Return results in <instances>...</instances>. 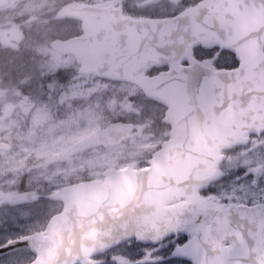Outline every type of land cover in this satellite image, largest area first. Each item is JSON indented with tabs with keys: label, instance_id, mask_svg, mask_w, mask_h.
Returning <instances> with one entry per match:
<instances>
[{
	"label": "water",
	"instance_id": "water-1",
	"mask_svg": "<svg viewBox=\"0 0 264 264\" xmlns=\"http://www.w3.org/2000/svg\"><path fill=\"white\" fill-rule=\"evenodd\" d=\"M14 1L0 0V6ZM210 2L223 6L216 10L215 23L220 31L211 34V40L237 49L247 65L243 82H250L251 87L245 88L242 82L240 88L229 90V96L235 92L239 99H230L217 108L199 109L184 102L177 90L158 87L168 73L144 75L153 63L163 65L180 55L183 34L176 21L126 17L121 15L120 8L110 6L70 3L62 9L70 16L82 18L93 31L59 42L60 46L77 54L83 71L95 70L102 76L132 80L149 95L165 101L173 135L154 153L148 168L111 172L102 185H71V202L67 201L64 212L51 220L49 234L28 237L38 246L37 264H73L101 251L117 238L116 222L131 205L146 200L164 204L171 194L170 178L178 184L198 172L215 171L213 166L222 157L220 150L243 142L246 133L264 123V0ZM197 14V10L189 13L200 31L201 26L195 23ZM132 128L130 123L112 122L84 140L71 154L94 144L119 143L131 136ZM2 147L4 143L0 144ZM8 196L0 195V200ZM22 196L9 197L18 202ZM64 197L69 199V192Z\"/></svg>",
	"mask_w": 264,
	"mask_h": 264
},
{
	"label": "snow or ice",
	"instance_id": "snow-or-ice-1",
	"mask_svg": "<svg viewBox=\"0 0 264 264\" xmlns=\"http://www.w3.org/2000/svg\"><path fill=\"white\" fill-rule=\"evenodd\" d=\"M157 7L183 34L180 55L150 69L169 74L158 87L177 90L198 109L239 99L229 90L241 87L247 65L236 48L211 40L220 31L216 10L223 6L210 0H164ZM192 10H197L200 31L189 15ZM243 86L251 87L250 82ZM235 147L215 171L198 172L178 184L170 178L164 204L131 205L116 222L117 238L94 253L96 264H264V123ZM39 212L14 200L0 205V264H37L38 257L29 252L38 246L21 225Z\"/></svg>",
	"mask_w": 264,
	"mask_h": 264
},
{
	"label": "rangeland",
	"instance_id": "rangeland-1",
	"mask_svg": "<svg viewBox=\"0 0 264 264\" xmlns=\"http://www.w3.org/2000/svg\"><path fill=\"white\" fill-rule=\"evenodd\" d=\"M71 1L76 0H24L0 8V141L13 145L11 150L0 152V167L8 168L2 174H11L12 180L19 177V173L29 171V157H35L37 162L72 150L120 114L135 118L137 113H149V102L140 98L134 85L83 73L74 67L72 58L66 57V66L71 62V79L49 83L53 89H58L51 93L52 107L29 110V104H34L32 99L20 101L17 94L38 90L42 77L59 69V57L50 42L66 28L71 31L79 28L75 21L57 18L60 7ZM85 1L98 3L97 0ZM171 2L175 4L180 0ZM163 3L164 0H127L125 9H131L140 17L154 16L159 14L157 6ZM42 54L45 55L41 57ZM7 108L10 112L5 116ZM45 112L51 113L52 119ZM141 121L136 137L130 142L74 156L71 159V180L81 178L82 173L91 167L117 161L136 164L148 158L168 133L165 131V135H160L143 124H150V121ZM235 151L236 147L231 148L223 162H227L229 154ZM39 175L43 174L40 172Z\"/></svg>",
	"mask_w": 264,
	"mask_h": 264
},
{
	"label": "flooded vegetation",
	"instance_id": "flooded-vegetation-1",
	"mask_svg": "<svg viewBox=\"0 0 264 264\" xmlns=\"http://www.w3.org/2000/svg\"><path fill=\"white\" fill-rule=\"evenodd\" d=\"M85 32L86 31H82V29H75L72 31L70 29H65L63 32L58 34V39L66 40L73 36L82 35ZM51 48L53 49L55 55L57 54L59 57L57 61V66L59 67V69L57 67L58 70L54 71L52 74H46L44 77H42V80L39 83L40 86L38 90L32 93L17 94L20 101H26V100L32 99L34 104H31V105L29 104V110H39L40 111L41 107H47V108L49 106L52 107L51 93L53 90L57 91L58 89H53L49 83L51 81L55 83V81L59 79H60V82L65 81L67 79L69 81L71 79V62L69 66H66L65 57L68 59L72 58L73 64L80 66L79 61L76 59V57L71 52L61 51L53 47L52 45H51ZM45 54H42L41 57H43ZM25 58L30 59L31 57L25 56ZM60 61L63 64L60 63ZM41 68H45V67L42 66ZM65 68L67 70H64L63 72V69ZM153 68H156V66H153L150 69H153ZM150 69L148 70L147 73L149 75H155V73L150 72ZM133 85L136 87L137 92L140 95V98L144 99V101L149 102L147 103V105H150V108L148 109L149 113H147V111L143 112L142 114L137 113L135 118L134 117L125 118V116L120 114L121 116L120 115L117 116V118L114 120L133 122L135 125L134 130H133L134 135H135L137 132L138 126L142 123L141 120L146 119L147 121H150V124H147V122L143 123L144 125H147V129H150L152 127L160 135H165V131H166L168 133L167 134L168 136L164 138V140L169 138L172 132V125L170 122L166 120V111H167L166 105L146 95L144 93V90L141 87H138L136 84H133ZM69 109L71 111V96L69 99ZM9 112H10V109L9 108L6 109L4 112L5 116H8ZM45 113L48 115V117L52 119L51 113L49 112H45ZM164 140H162L158 144L156 149L161 147ZM123 142L119 145H111V146L95 145L84 151L75 153L73 156L70 155L69 158L64 159V161H54V158L59 156L61 153H65L67 151L60 152L52 156L51 158L48 157L41 161L37 159L38 160L37 162H35L36 160L35 157H29L27 159V163L30 165L29 171L27 173L25 172L19 173V177H16L13 180L11 178L12 177L11 174L7 176H5V174H2L3 171L8 168L0 167V195L16 196V195L23 194V196L20 198V201H18L19 207H22L25 209H29V208H39L40 209V212L38 215H34L26 219L24 223L21 225V229L24 233L27 234V237L31 235H35V234H42V235L47 234V227H48V224L51 218L54 215L61 213L65 208L66 202L62 197H60L59 195L60 191H62L66 187H70L71 184L80 182V181H90L92 179L104 181L106 178V172L108 169L146 168L144 166L145 161L148 162L147 167L149 166V157L144 158V161H140L136 164L134 163L125 164L122 161H117L115 163H110V164H106L103 166H97L96 168L91 167L88 169V171L85 174L82 173L81 178L77 180H71V159L74 156L85 154V153L87 154L88 152L93 151V150H99V149L105 150L108 148L110 149V148L120 147L123 144ZM12 148H13V145L9 144V147L5 149L11 150ZM3 150L4 149L0 150V152ZM94 170L96 172H94ZM40 172L43 175H39ZM9 196L6 197L4 200H0V205L4 204L5 201L15 200V198L12 199ZM29 256L36 257L37 254L33 252H29ZM91 260H95L94 255L87 257L84 260V262L81 264H93L91 263Z\"/></svg>",
	"mask_w": 264,
	"mask_h": 264
}]
</instances>
